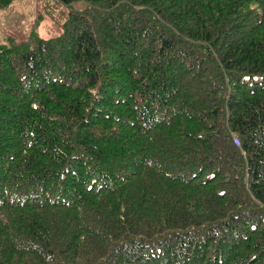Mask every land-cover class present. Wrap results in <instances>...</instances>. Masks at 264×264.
<instances>
[{
	"label": "trees",
	"instance_id": "trees-1",
	"mask_svg": "<svg viewBox=\"0 0 264 264\" xmlns=\"http://www.w3.org/2000/svg\"><path fill=\"white\" fill-rule=\"evenodd\" d=\"M51 1L0 41V264H264V0Z\"/></svg>",
	"mask_w": 264,
	"mask_h": 264
},
{
	"label": "rangeland",
	"instance_id": "rangeland-1",
	"mask_svg": "<svg viewBox=\"0 0 264 264\" xmlns=\"http://www.w3.org/2000/svg\"><path fill=\"white\" fill-rule=\"evenodd\" d=\"M60 9L51 0H22L14 3L0 11V41L5 43L8 37L26 36L34 27L44 38L56 36L57 26L62 22L59 18ZM63 9L68 11L67 8Z\"/></svg>",
	"mask_w": 264,
	"mask_h": 264
}]
</instances>
